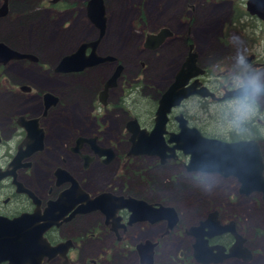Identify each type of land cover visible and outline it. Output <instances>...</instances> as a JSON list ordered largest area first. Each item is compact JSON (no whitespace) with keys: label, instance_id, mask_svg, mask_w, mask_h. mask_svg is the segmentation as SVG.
I'll use <instances>...</instances> for the list:
<instances>
[{"label":"flooded vegetation","instance_id":"obj_1","mask_svg":"<svg viewBox=\"0 0 264 264\" xmlns=\"http://www.w3.org/2000/svg\"><path fill=\"white\" fill-rule=\"evenodd\" d=\"M17 1L19 0H13L12 4V0H7V13L0 18V22H10L11 32L9 37L0 40V43L5 44L11 51L36 56L31 47H21V34L20 32L19 34L15 33L21 20H17L18 16L13 17L11 10L17 12L13 8ZM89 1H85L82 5L79 0H57V2L42 0L41 2L47 5L46 9L54 11V15H56L62 12L63 8H70L71 4L78 8L82 7L86 13V5ZM225 1L215 0L216 4L220 5ZM229 1L233 6L232 0ZM248 1H243L242 8L241 3L236 2L239 15L237 18L230 17L226 28L227 35L221 40L226 48L230 47L231 33L235 30L233 26H236V23L243 24L242 20L245 15H250L253 18V24L246 25L238 35L246 49L240 60V68L245 71L237 68L236 73L238 71L241 73L238 75L235 73L230 78L229 69H225L222 64V70L219 73L215 75L209 73L207 69L199 65V56L187 33L184 37L187 51L168 85L154 92H146V88L139 91L142 94L147 93V101L144 105L147 107V110L144 108L146 118L142 114H138L133 106L130 107L132 114L125 109L122 104H125L126 100L119 98L114 101L117 97L115 92L117 88H120V83L124 79L125 70L123 67L115 86L105 93L104 104L100 101L106 82L119 66L118 60L113 58L111 48L102 50L104 39L111 29L104 0L105 29L98 43L96 54L103 58L112 57L113 60L80 72H55L58 62L64 56L73 53L81 44L99 38L100 29L94 26L86 16L92 26L93 35L87 40L83 39L76 49L62 56L57 64L45 68L37 56L35 63L28 60H9L5 64L0 63V218L19 221L16 226L17 241L25 246L23 257L16 250L6 251L0 246V261L3 259L0 264H102V262L116 264L114 255H119V251L128 250L129 244H132V252L134 250L137 264H142L137 246L145 243L153 245L152 264H159L158 251L162 244L172 236L179 237L180 243L174 246L176 250L168 251L167 255L173 253L172 258L168 256L169 264H202L197 261L195 256V245L198 238L188 232L191 227L196 228L206 221L218 222L221 225L232 224L243 242V248L250 255L249 261L230 258L218 264H224L229 260H237L242 264L255 263L257 253L250 248L249 244L252 240L246 236L245 211L247 210L231 211L226 214L224 207H209L208 201L212 193L206 192L203 203L199 208L194 209V214L189 216L191 221L186 224L183 222L182 211L176 207L179 198L171 201L166 200L165 196H156L160 193L165 194L164 192L154 190L156 188H150L154 191L149 190L150 183L153 187L154 182V177L150 176V173L156 169L171 167L175 173L171 174L169 183L183 181L203 187L196 177L204 174L211 178L213 186L217 187L218 184L220 195L226 199L225 204H231V201L235 199L245 202L250 200L249 203L254 204L259 202L260 206H264L263 192L251 191L248 194L241 192L242 183L239 176L222 175L214 171L189 170L191 156L184 153L188 146L185 145L182 148L176 142H169L180 133V122L183 121L188 129L197 130L202 137L207 139L226 143L256 142L264 165V89L255 98L254 112L245 121L242 130H237L232 126L233 116H226L223 120H214V116L209 115L215 104H221L224 108V115L228 114L229 104L241 102L251 91L247 85L252 79L258 78L264 84V42L261 44L264 37V9L258 5L256 13L251 15L247 9ZM168 4L172 5L173 3L168 2ZM1 5L2 0H0ZM161 29H167L170 36L155 48L146 47L147 36L157 35ZM172 38L171 30L162 27L147 32L142 45L144 49L154 51L165 47ZM175 40L180 39L176 38ZM259 49L260 51H258ZM90 53V48H87L85 56ZM190 53L197 55L196 65L203 70V74L197 80L201 87L212 94L213 98L193 95L183 100L175 108H171L167 115L165 132L162 134V144H156V147L148 146L147 148L152 154L149 150L147 153H143L144 149L138 146V138L132 139V133L128 130L127 125L136 120L139 129L145 131L149 137L154 126L158 102ZM100 69L104 71V74L101 75L97 87L94 89L95 95L92 97L90 112H80V116H84L83 119L81 118L75 126L68 127L67 133L62 131L69 136L60 142L61 134L57 132L56 136L51 135L47 123L54 114L58 117L56 125L62 121L61 108L64 101L61 96L51 90L38 89L36 85L38 70L50 72L52 78H77L94 70L100 72ZM25 72L27 75L24 74ZM209 79H214L213 83L208 81ZM193 82L194 79L190 80L188 85ZM23 87L26 90H22ZM243 87L248 88L242 92L247 93L246 95L241 97L232 95L233 92L240 91ZM137 88L139 85H134L131 89L136 90ZM131 89L125 90L128 95L129 92L134 94ZM48 93L57 97V102L45 111L43 98ZM120 96H123V90H121ZM15 99L21 101L22 106L12 107L11 112H8L6 103ZM194 99L200 102L193 107L191 101ZM134 102L141 103L137 99L133 100L132 104ZM9 105L12 104L9 103ZM118 112L128 115L123 126L125 139L122 146H118L116 143L117 128H111L110 124L108 125L109 119L113 121L114 113ZM221 122L225 123L223 132L219 131L222 128H210L211 124H220ZM28 130L35 138H37V134H41V144H38L36 140L29 143ZM54 131L59 130L56 128ZM155 141H159V139L156 138ZM158 147L165 149L163 157L155 154ZM102 151H108V153L102 154ZM146 163L151 165H145ZM141 164H144L142 168ZM135 178L136 185H134ZM190 188V186H186L184 191ZM150 194L154 196L151 197ZM204 203L208 208L202 212L201 207ZM145 205L153 209L152 214ZM187 206H191V204L188 203L185 207ZM160 207L173 208L177 218L173 228H169L170 222L167 219L160 218V214L154 213V210H158ZM153 231L155 232L151 235L150 233ZM94 232H99L96 238L99 241H103L104 238L110 239V247L105 244L106 248L97 250L100 260L91 259L90 250L86 251V247H91L88 243L92 240ZM203 232L207 233L208 229L205 228ZM2 234L0 233V239ZM253 238L256 242L261 237L255 233ZM204 239L207 241L208 247L221 246L225 248V254L235 243L234 236L228 232L211 238L204 235ZM65 242H69L70 247L65 252L61 250L64 256H61L60 253L53 255L51 248ZM7 254L11 261L7 260ZM213 254H216V250L213 251ZM93 255H96V252ZM18 256L21 257L16 260Z\"/></svg>","mask_w":264,"mask_h":264},{"label":"rangeland","instance_id":"obj_2","mask_svg":"<svg viewBox=\"0 0 264 264\" xmlns=\"http://www.w3.org/2000/svg\"><path fill=\"white\" fill-rule=\"evenodd\" d=\"M42 0H19L15 3L14 9L11 10L12 16H18L17 20L21 23L16 27L15 33L19 34L21 39V47H31L33 53L38 57L40 63L47 66L57 64L59 59L72 52L83 39L93 35L92 26L86 19L85 10L82 7H76L72 4L70 8L65 7L62 12L54 15V11L48 10L47 5ZM81 5L87 0H79ZM108 23L110 24V33L104 39L102 50L111 48L113 58L118 60V64L123 67L124 79L120 83V88L116 90L117 101L119 98L126 100L122 106L131 114V106L146 118L145 103L147 101L146 92H154L165 87L172 80V77L179 66L180 62L187 51L184 44V37L188 33L191 42L194 45L195 51L199 56V65L212 73L213 75L222 70V64L225 69H229V77H233L236 69L240 68V60L246 52L244 43L238 38L239 33L246 25L253 24V18L250 15L243 17V24L236 23L234 32L231 33V46L226 48L221 42L226 37V28L231 16L237 18L239 15L237 3H242L244 0H226L220 4H216L215 0H104ZM168 2H172L169 5ZM13 4V0H12ZM235 5L237 6L235 8ZM12 8V5H11ZM67 8V10H66ZM13 9V10H14ZM81 12V14H78ZM76 21H75V20ZM109 27V25H108ZM167 27L173 33V38L162 49L150 51L143 48L142 41L147 32L158 28ZM15 31V30H13ZM11 32L10 22H0V40H5ZM180 39L175 40L174 39ZM220 39V41H218ZM264 42L262 38L261 44ZM260 51V49L258 50ZM143 65V66H142ZM39 69V68H38ZM101 70V69H100ZM241 71H245L240 68ZM238 71L236 75L241 73ZM248 71V70H246ZM104 71L97 70L88 72L86 75L79 77L68 78H52L50 72H37L36 85L38 89L51 90L58 94L64 101L61 108L62 121L56 125L58 119L55 114L48 121L47 126L50 129L51 135L61 134V140L69 136L65 134L68 127H73L84 116H80V112H90V104L93 101L94 89L97 87V82L103 75ZM27 75V73H24ZM148 80V81H147ZM225 80V78H223ZM208 81H214L209 79ZM213 83V82H212ZM134 85H139L136 90L131 89ZM146 88L145 94L140 93V89ZM149 88V89H148ZM133 91L134 94H127L125 90ZM121 90L123 96L121 97ZM138 91V92H136ZM128 95V98L126 99ZM139 100L141 103L133 102ZM6 101V99H3ZM12 105H9V103ZM6 103L8 112H11L12 107L22 106V102L18 99L10 100ZM200 101L194 99L191 105L194 107ZM239 103H230L229 113L224 115L222 105H214L209 115L214 116V120H223L226 116L234 115V108ZM1 105V101H0ZM3 106V105H2ZM145 108V109H144ZM113 121L109 119L108 125L111 128H117V145L122 146L125 135L123 133L124 121L127 118V113H114ZM220 116V117H218ZM106 117L109 118L108 115ZM222 128L219 131L223 132L225 123L211 124L210 128ZM58 128L59 131H54ZM65 131V132H62ZM70 132V131H69ZM67 133V132H66ZM144 164H141L142 168ZM145 165H151L146 163ZM177 168V167H175ZM174 169L168 167L166 169H156L150 173L154 177L153 187L150 183L149 190L162 191L156 196H165L166 200H174L179 198L176 207L182 211L183 222L188 224L191 221V216L194 214V209L199 208L204 201L206 192L203 187H198L195 184H187L183 181L169 183V178ZM136 178L135 183L136 185ZM186 186L191 188L184 191ZM156 188L154 190H151ZM160 188V189H159ZM141 191H144L141 189ZM211 195L208 201L209 207L225 208L226 214L231 211H245L246 219V236L252 240L249 244L256 253L257 257L254 264H264V206H260L247 200L231 201V204H225V197L221 196L217 187L213 186ZM150 196H154L150 194ZM191 206L185 207L187 204ZM206 203L201 207L204 212L207 209ZM241 217V215H239ZM155 231L150 234L153 235ZM257 233L259 239L254 241V235ZM99 232H94L92 240L88 244L91 247H86V251L90 250L89 256L91 259L100 260L97 255V250L110 247V239L104 238L103 241L97 240ZM177 236H172L162 244L158 251L159 264H169L168 256L173 257V253L168 254V251L176 250L175 245L180 243ZM181 239V238H180ZM182 241V240H181ZM129 249L120 252L119 255H114L116 264H137L134 250L132 252V244L128 245ZM185 249V246H183ZM179 251V249H178ZM96 252V255L93 253ZM177 254V253H176ZM102 258L104 256L100 254ZM102 264H108L103 263ZM172 264V263H171ZM224 264H242L237 260H229Z\"/></svg>","mask_w":264,"mask_h":264},{"label":"water","instance_id":"obj_3","mask_svg":"<svg viewBox=\"0 0 264 264\" xmlns=\"http://www.w3.org/2000/svg\"><path fill=\"white\" fill-rule=\"evenodd\" d=\"M55 2H57V0H55ZM258 5H261L264 9V0L248 1L247 9L251 15L256 13V8ZM6 13L7 0H2V5L0 6V18L4 17ZM86 16L94 26L100 29L99 38L95 41L81 44L73 53L64 56L58 62L55 72H80L84 69L95 67L106 61L113 60L112 57L103 58L96 54L98 43L105 29L106 18L103 0H90L87 2ZM168 36H170L169 31L167 29H161L157 35L147 36L145 46H151L150 48H155ZM152 43L153 45H151ZM87 48H90L91 53L88 56H85V51ZM196 56L197 55L195 53L188 54V57L182 68L176 73L173 82L161 96L158 102L157 110L155 112L154 126L151 133L149 134V137H147L148 134L145 131L139 129V124L136 120L128 123L127 128L132 133V139L138 138V146L144 149L143 153L148 152V146L156 147V144H162V134L165 132L167 115L171 108H175L183 100L193 95H198L203 98L211 96L213 98L212 94L208 93L204 87H201L199 81L197 80V78L203 74V70H201L196 65ZM9 60H28L35 63L37 62V57L32 54H23L16 51H11L10 48H8L5 44L0 43V63L5 64ZM121 72L122 66L119 65L112 77L106 82L104 86V92L101 93L100 98L102 104H104L105 93L108 89H111L115 86ZM192 79H194V82L188 85ZM247 89V87H243L240 89V91L233 92L232 95L240 97L244 96L247 93L242 92ZM22 90H26V88L23 87ZM43 99L45 103V111H47L57 102V97L49 93L45 94ZM180 128V133L176 136V138L170 139L169 142H176L179 146H182V148L185 145L188 146L189 150H184V153L190 154L191 156L188 166L189 170H204L208 172L214 171L222 175L234 174L240 177L239 180L242 183V193L248 194L251 191H256L263 192L264 194V165L260 155L259 147L257 146L256 142L246 141L226 143L214 139H207L202 137L197 130L188 129L185 125V122L183 121L180 122ZM27 138L30 139V144L34 140L38 141V144H41V134H37V138H35L28 130ZM156 138L159 139V141H155ZM133 144L135 143L133 142ZM149 152L152 154L150 150ZM164 152V148L158 147L155 154L163 157ZM101 153L107 154L108 151H102ZM145 207L149 208L151 214L153 213L151 212L153 209L150 206L145 205ZM154 211V213L160 214V218L167 219L170 222V229L173 228L177 219L173 208L160 207L158 210ZM18 223V220H7L0 218V233H3L0 239V246L5 248L6 251L16 250L18 251L17 253L23 257L25 253V246L23 243H18L17 241L18 231L16 226ZM205 228L208 229L207 233L203 232ZM226 232L232 234L235 238V243L228 250V253L225 254V248L221 246H207V241L204 239V235H206L208 238H211ZM188 234H193L196 238H198V241L196 240L197 243L195 245V256L199 263L218 264L223 260L230 258H238L242 259L243 261L250 260V255L247 250L243 248V242L240 236L235 232L232 224L221 225L218 222L213 223L211 221H206L199 224V226L196 228L191 227ZM69 247V242H65L64 244L58 245L55 248H51V251L53 255L60 253L61 256H64L61 250L65 252ZM152 247L153 245L150 243L137 246V251L139 252L142 264H152ZM215 250L216 254H213V251ZM8 254V259H5L11 261V258L8 256ZM21 256H18L16 260H19Z\"/></svg>","mask_w":264,"mask_h":264},{"label":"clouds","instance_id":"obj_4","mask_svg":"<svg viewBox=\"0 0 264 264\" xmlns=\"http://www.w3.org/2000/svg\"><path fill=\"white\" fill-rule=\"evenodd\" d=\"M251 91L248 95L234 108V115L231 124L237 130H242V126L245 121L253 114L254 105L256 103V97L259 96L262 89H264V84H262L258 78H254L247 85ZM196 179L203 186L205 192L210 193L213 187L211 178L207 175L201 174L196 177Z\"/></svg>","mask_w":264,"mask_h":264}]
</instances>
